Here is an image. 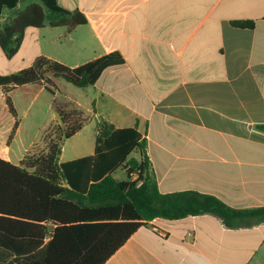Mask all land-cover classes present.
<instances>
[{
	"label": "crops",
	"instance_id": "0c3cea01",
	"mask_svg": "<svg viewBox=\"0 0 264 264\" xmlns=\"http://www.w3.org/2000/svg\"><path fill=\"white\" fill-rule=\"evenodd\" d=\"M23 1L0 17V32L34 3L21 8ZM57 2L81 12L87 24L72 31L48 22L27 29L13 58L19 57L23 68L41 57L70 68L113 53L124 60L106 69L95 85L67 89V98L91 120L62 142L60 164L94 155L104 122L135 128L146 142V175L162 193L195 191L237 210L264 208V131L258 128L264 126V0ZM0 61L10 63L1 48ZM33 87L0 86V101L9 98L18 119L14 94ZM50 115L16 155L12 149L22 146L23 124L18 120L13 133L12 116L0 158L20 165L43 132L60 123L55 112ZM131 159L141 162V152L133 151L121 167ZM106 264H264V223L230 229L211 214L156 219Z\"/></svg>",
	"mask_w": 264,
	"mask_h": 264
},
{
	"label": "trees",
	"instance_id": "16d2710c",
	"mask_svg": "<svg viewBox=\"0 0 264 264\" xmlns=\"http://www.w3.org/2000/svg\"><path fill=\"white\" fill-rule=\"evenodd\" d=\"M21 1L0 0V17L6 10H16ZM46 22L72 31L88 21L81 12L60 7L57 0H38L4 24L0 48L6 58L17 55L27 29L43 28ZM234 26L253 28L254 24L234 22ZM123 63L119 53L77 68L41 57L16 74L0 76V86L37 85L49 91L64 142L91 118L67 98L59 81L87 88L106 69ZM6 103L16 119L9 98ZM17 127L18 120L13 133ZM258 128L264 131V126ZM61 145L50 144L40 156L29 152L20 165L0 158V264H106L141 227L156 219L177 221L211 214L230 229L264 223V208L237 210L195 191L162 193L148 175L138 182L116 180L113 172L135 150L141 152L142 161L131 159L128 165L147 172L146 142L135 128L116 129L104 122L94 155L62 164Z\"/></svg>",
	"mask_w": 264,
	"mask_h": 264
},
{
	"label": "rangeland",
	"instance_id": "374dc122",
	"mask_svg": "<svg viewBox=\"0 0 264 264\" xmlns=\"http://www.w3.org/2000/svg\"><path fill=\"white\" fill-rule=\"evenodd\" d=\"M27 1L38 2V0H25L21 3L20 7L24 8ZM16 15V14H15ZM10 63H4L0 61V74L2 75H11L16 74L21 71L23 64L21 59L16 57L15 59L9 60ZM61 91L66 92L69 88H73L72 85L67 84L65 81H59ZM34 87L30 90L24 88L18 89L14 94V100L16 101L17 107L19 109V118L16 120H21L23 124V129L21 132L22 135V146H14L12 152L14 155L19 154L24 147L34 139L37 135L38 130L41 128L42 124L45 121H48L51 114V101H53L52 94L44 89L43 87L33 85ZM40 88L44 90L39 92ZM68 89V90H67ZM38 95V96H36ZM23 96V98H22ZM13 117L9 112L8 105L5 101H0V149L5 148L11 130L13 128ZM12 122V123H11ZM60 123L51 126L49 129L45 130L41 136L40 141H38L32 148V154L35 156H40L45 154L48 150L50 144H59L61 145L62 129ZM17 152V153H16ZM119 167L115 170L116 179L120 182L128 180V172L125 171L126 167Z\"/></svg>",
	"mask_w": 264,
	"mask_h": 264
},
{
	"label": "built area",
	"instance_id": "2783aa9c",
	"mask_svg": "<svg viewBox=\"0 0 264 264\" xmlns=\"http://www.w3.org/2000/svg\"><path fill=\"white\" fill-rule=\"evenodd\" d=\"M125 171L128 172V177L131 182L140 181L141 176H143V178L146 177V173L142 172L139 168L133 169L131 166H127Z\"/></svg>",
	"mask_w": 264,
	"mask_h": 264
}]
</instances>
